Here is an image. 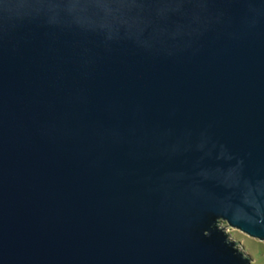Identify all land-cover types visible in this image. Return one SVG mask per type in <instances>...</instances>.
<instances>
[{"label":"water","instance_id":"obj_1","mask_svg":"<svg viewBox=\"0 0 264 264\" xmlns=\"http://www.w3.org/2000/svg\"><path fill=\"white\" fill-rule=\"evenodd\" d=\"M264 241V0H0V264H251Z\"/></svg>","mask_w":264,"mask_h":264},{"label":"rangeland","instance_id":"obj_2","mask_svg":"<svg viewBox=\"0 0 264 264\" xmlns=\"http://www.w3.org/2000/svg\"><path fill=\"white\" fill-rule=\"evenodd\" d=\"M221 225L238 243V247L251 257V264H264V241L250 237L241 230L229 226L227 222H223Z\"/></svg>","mask_w":264,"mask_h":264}]
</instances>
